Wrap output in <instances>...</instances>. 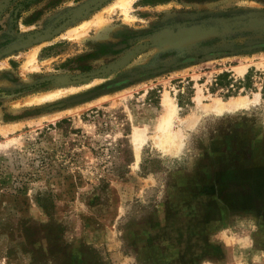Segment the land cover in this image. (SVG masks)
Returning <instances> with one entry per match:
<instances>
[{
    "label": "rangeland",
    "instance_id": "obj_1",
    "mask_svg": "<svg viewBox=\"0 0 264 264\" xmlns=\"http://www.w3.org/2000/svg\"><path fill=\"white\" fill-rule=\"evenodd\" d=\"M114 1L0 0V264H264V0Z\"/></svg>",
    "mask_w": 264,
    "mask_h": 264
},
{
    "label": "bare ground",
    "instance_id": "obj_2",
    "mask_svg": "<svg viewBox=\"0 0 264 264\" xmlns=\"http://www.w3.org/2000/svg\"><path fill=\"white\" fill-rule=\"evenodd\" d=\"M139 0H115L114 3L111 5V7L113 8H118L121 9L125 14H128L129 11L133 8V5L138 2ZM129 18V17H126ZM109 22V21H108ZM90 23H85L82 28L88 27ZM93 24L96 25L98 27V29H103L108 23L107 20H105L102 15L99 14L98 17H96L93 20ZM109 25V24H108ZM81 29H73L71 30V32H69L66 37L74 39L76 41H81L83 39H85L87 36L86 32L80 31ZM106 30V29H104ZM198 33L195 32H191L189 35L186 36V38L191 39V41L195 40L196 38H198ZM86 36V37H85ZM186 41V40H185ZM180 43V42H179ZM178 44V43H177ZM185 44V43H184ZM175 45V44H174ZM161 48V47H160ZM155 53V52H153ZM151 53V54H153ZM158 53V52H157ZM156 53V54H157ZM153 57V56H152ZM37 60V51H35L32 55L31 58L29 59V63H32L34 61ZM149 61V55H142L139 56L138 58L134 59L132 62L127 63L128 61H122L120 63V65H118L116 67L115 70L119 69L120 67L123 66V69H132L134 67H140V66H145V64ZM127 63V64H126ZM125 65V66H124ZM122 69V70H123ZM66 91V90H62V91H58L57 93H51L47 96H43L41 98H39L40 102H44L46 100H55L56 98H59L61 96V94ZM165 105H166V111H167V115L165 116L166 118L164 119V121L167 120V118H169V116L171 117L175 112V106L169 101V99L166 98L165 100ZM246 102L244 100H235L232 101L228 104H224L222 102H218L216 104V110L218 112H230V111H236L237 109L246 107ZM134 141L137 144V147L139 149L140 144L143 142L142 140V135L140 133V130L135 131L134 133Z\"/></svg>",
    "mask_w": 264,
    "mask_h": 264
},
{
    "label": "water",
    "instance_id": "obj_3",
    "mask_svg": "<svg viewBox=\"0 0 264 264\" xmlns=\"http://www.w3.org/2000/svg\"><path fill=\"white\" fill-rule=\"evenodd\" d=\"M135 52H131L129 55H127L126 57L122 58L121 60H119L118 62H116L115 64H112L108 67H106L105 69L101 70V71H97V72H92V73H86L82 78H87V76H95L97 74H100L101 72H108L110 73L111 71H114L116 69V67L118 65H120V63L124 60V61H128L130 59V57H132V55L134 54ZM79 78V77H77ZM63 82H69V83H72V81H70L69 77H64L61 79Z\"/></svg>",
    "mask_w": 264,
    "mask_h": 264
},
{
    "label": "trees",
    "instance_id": "obj_4",
    "mask_svg": "<svg viewBox=\"0 0 264 264\" xmlns=\"http://www.w3.org/2000/svg\"><path fill=\"white\" fill-rule=\"evenodd\" d=\"M227 76L220 77V81L222 82L223 80H226Z\"/></svg>",
    "mask_w": 264,
    "mask_h": 264
},
{
    "label": "crops",
    "instance_id": "obj_5",
    "mask_svg": "<svg viewBox=\"0 0 264 264\" xmlns=\"http://www.w3.org/2000/svg\"><path fill=\"white\" fill-rule=\"evenodd\" d=\"M241 72L243 73L244 72V70H241ZM56 112H62L61 111V109H58V110H56ZM14 115V114H13ZM16 122V121H15Z\"/></svg>",
    "mask_w": 264,
    "mask_h": 264
}]
</instances>
